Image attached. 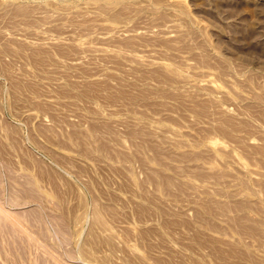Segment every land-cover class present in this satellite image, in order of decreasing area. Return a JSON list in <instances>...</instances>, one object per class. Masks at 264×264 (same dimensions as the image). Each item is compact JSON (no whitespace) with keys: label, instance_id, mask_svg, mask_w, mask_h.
I'll return each mask as SVG.
<instances>
[{"label":"rangeland","instance_id":"rangeland-1","mask_svg":"<svg viewBox=\"0 0 264 264\" xmlns=\"http://www.w3.org/2000/svg\"><path fill=\"white\" fill-rule=\"evenodd\" d=\"M0 203L1 264H264V0H0Z\"/></svg>","mask_w":264,"mask_h":264},{"label":"bare ground","instance_id":"bare-ground-1","mask_svg":"<svg viewBox=\"0 0 264 264\" xmlns=\"http://www.w3.org/2000/svg\"><path fill=\"white\" fill-rule=\"evenodd\" d=\"M12 11H13V10H12ZM1 183H2V182H1ZM16 184H17V183H16ZM17 187H18V186H17ZM9 188H10V186H9ZM11 188H12V187H11ZM13 188H14V186H13ZM1 189H2V188H1ZM11 190H12V189H11ZM16 191H17V190H16ZM9 192H10V191H9ZM11 192H12V191H11ZM9 196H10V195H9ZM17 196H18L17 198H19V195H17ZM32 196H33V195H32ZM10 198H11V197H10ZM12 199H13V198H12ZM8 200H9V199H8ZM14 200H15V198H14ZM35 200H36V199H35ZM11 201H12V200H11ZM10 204H11V203H10ZM15 204H16V203H15ZM5 206H6V205H5ZM21 207H22V206H21ZM5 208H6V207H4V206L2 205V203H0V214L2 213L4 216H9V215H10V214L8 213L9 210H8V212H7L6 210H7L8 208H7V209H5ZM23 208H24V207H23ZM10 210H11V209H10ZM36 210H37V209H36ZM16 211H17V210H16ZM20 211H21V210H20ZM20 211H19L18 213H20ZM24 211H25V210H24ZM6 212H7V213H6ZM10 212H12V210H11ZM5 213H6V214H5ZM14 213H15V212H14ZM18 213H17V216H18ZM20 214H22V213H20ZM15 215H16V214H15ZM11 216H12V215H10L9 217H7L6 219H9ZM17 216H16V217H17ZM16 217H15V218H16ZM22 217H23V216H22ZM22 217H20V218H22ZM12 218H13V217H12ZM41 218H42V217H41ZM16 219H17V218H16ZM23 219H24V218H22L21 220H23ZM27 219H28V217H27ZM27 219H26V220H27ZM17 220H18V219H17ZM33 220H34V219H33ZM37 220H38V219H37ZM7 221L10 222L11 220H7ZM7 221H6V222H7ZM23 221H24V220H23ZM0 222H1V220H0ZM2 222H3V221H2ZM4 222H5V221H4ZM6 222H5L4 224H5V226H6V225L8 226L9 224H6ZM10 223H11L10 226H11V225L15 226V225H14L15 223L13 224L12 221H11ZM20 223H21V222H20ZM43 223H44V222H43ZM25 224H26V223H25ZM25 224H24V225H25ZM0 225H1V224H0ZM2 225H3V224H2ZM18 225H19V224H17V226H18ZM17 226H15V228H16ZM19 226H20V225H19ZM19 226H18L16 229H17V232L20 233L23 229L20 230V229H19ZM2 227H4V226H2ZM8 227H9V226H8ZM11 227H12V226H11ZM11 227H9V229L12 230L11 233L13 234V229H11ZM21 227H22V226H21ZM27 227H28V226H27ZM6 228H7V227H6ZM42 228H43V227H42ZM0 229H1V228H0ZM18 229H19V231H18ZM59 229H61V228H59ZM10 230H9V231H10ZM31 231L33 232L34 230H31ZM58 231H59V230H58ZM63 231H64V230H63ZM0 232H1V231H0ZM3 232H4V231H3ZM14 232H16L15 229H14ZM22 232H23V231H22ZM22 232L20 233V234H21L20 238L25 234L24 232H23L24 234H23ZM61 232H62V231H61ZM19 233H18V235H20ZM26 233H27V232H26ZM6 234H7V233H6ZM14 234H15V233H14ZM27 234H28V233H27ZM2 235H3V234H2ZM18 235H17V236H18ZM35 235H36V233H35ZM6 236H7V235H6ZM24 236H25V235H24ZM11 237H12V236H11ZM15 237H16V236H15ZM26 237H28V236L26 235ZM63 237H64V236H63ZM63 237H62V238H63ZM2 238H3V237H2ZM7 238H9V237H7ZM22 238H25V237H22ZM60 238H61V237H60ZM65 238H66V237H65ZM65 238H64V239H65ZM34 239H35V238H34ZM51 239H52V238H51ZM0 240H1V239H0ZM22 240H23V239H22ZM22 240H21V241H22ZM30 240L32 241V239H30ZM66 240H67V239H66ZM1 241H2V240H1ZM1 241H0V242H1ZM27 241H29V240H27ZM27 241L24 240L23 243L25 244V242H26V244H27ZM31 241L29 242V243H30L29 245H32V246H33L32 242H34V240H33L32 242H31ZM64 241H65V240H64ZM2 242H4V241H2ZM2 242H1V243H2ZM8 242H9V241H8ZM18 242H19V241H18ZM18 242H17V245H18ZM21 243H22V242H21ZM21 243H20V244H21ZM48 243H49V242H48ZM66 243H67V242H66ZM15 244H16V243H15ZM62 244H63V243H62ZM1 245H3V243H2ZM35 245H37V244H35ZM47 245L49 246V244H47ZM19 246H20V245H19ZM38 246H39V245H38ZM38 246H37V247H38ZM55 246H56V245H55ZM0 247H1V246H0ZM3 247H4V246H3ZM3 247H2V248H3ZM22 247H23V246H22ZM30 247H31V246H30ZM33 247H34V246H33ZM33 247H32V248H33ZM37 247H36V249H38V250L34 249V251H38L37 253H38V256H39V252H40V251H39V248H37ZM41 247H42V245H41ZM8 248H9V247H8ZM11 248H12V247H11ZM11 248H10V249H11ZM32 248H31V249H32ZM34 248H35V247H34ZM43 248H45V247H43ZM48 248H50V250H52L50 246H49ZM3 249H4V248H3ZM5 249H6V247H5ZM11 250H12V249H11ZM44 250H45V249H44ZM44 250H43V252H44ZM1 251H2V250H1ZM13 251H14V250H13ZM46 251H48L47 248H46ZM46 251H45V252H46ZM31 252H32V251H31ZM48 252H49V251H48ZM58 252H59V251H58ZM65 252H66V251H65ZM15 253H16V252H15ZM40 253L42 254V251H41ZM51 253H53V252H51ZM19 254H21V253H20V250H19ZM47 254H49V253H43L42 255L44 256V255H47ZM66 254H67V253H66ZM68 254H69V253H68ZM1 255H2V254H1ZM42 255H40V257H41ZM57 255H58V254H57ZM24 256H25V255H24ZM43 256H42V257H43ZM52 256H53V255H52ZM59 256H60V255H59ZM67 256H68V255H67ZM87 256H89V255H87ZM16 257H17V254H16ZM34 257H35V255H34ZM36 257H37V256H36ZM36 257H35V258H36ZM47 257H48L49 260H46V261H47L48 263H50V262H49V261H50V258H53V257H50V258H49V255H47ZM10 258H11V256H10ZM35 258H34V259H35ZM88 258H89V257H88ZM11 259L13 260V258H11ZM14 259H15V258H14ZM18 259H19V258H18ZM18 259H17V261H18ZM34 259H33V260H34ZM36 259H37V258H36ZM36 259H35V260H36ZM45 259H47V258H45V256H44V260H45ZM56 259H57V258H56ZM31 260H32V259H31ZM35 260H34V261H35ZM39 260H40V259H39ZM39 260H38V261H39ZM44 260H43V261H44ZM34 261H33V262H34ZM46 261H45V262H46ZM64 261H65V260H64ZM8 262H9V261H8ZM36 262H37V261H35V263H36ZM40 262H41V261H40ZM47 262H46V263H47ZM51 262H52V261H51ZM54 262H55V261H54ZM54 262H52V263H54ZM3 263H4V262H3ZM9 263H10V262H9ZM41 263H42V262H41ZM55 263H56V262H55ZM66 263H67V262H66ZM0 264H1V263H0ZM20 264H21V263H20Z\"/></svg>","mask_w":264,"mask_h":264}]
</instances>
